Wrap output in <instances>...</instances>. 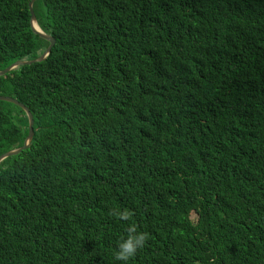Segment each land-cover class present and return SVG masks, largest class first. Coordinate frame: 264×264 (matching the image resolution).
<instances>
[{
  "label": "trees",
  "instance_id": "trees-1",
  "mask_svg": "<svg viewBox=\"0 0 264 264\" xmlns=\"http://www.w3.org/2000/svg\"><path fill=\"white\" fill-rule=\"evenodd\" d=\"M30 2L0 0V71L50 44ZM185 2L173 40L166 0L35 1L56 44L0 76L34 120L0 162V264H123L130 225L128 264H264V0ZM28 136L0 100V157Z\"/></svg>",
  "mask_w": 264,
  "mask_h": 264
},
{
  "label": "clouds",
  "instance_id": "clouds-1",
  "mask_svg": "<svg viewBox=\"0 0 264 264\" xmlns=\"http://www.w3.org/2000/svg\"><path fill=\"white\" fill-rule=\"evenodd\" d=\"M185 1L186 0H166V9H165L166 19L170 29V38H172L173 40L180 39V36L178 34V30L174 27L172 16L183 10L182 6L184 4H187ZM115 22H116V17L114 16V14H112L111 12H103L97 15L96 17H94L93 19H91L88 22L87 26L91 36H104L110 34L111 29L114 26ZM55 44H56V40H55ZM216 136L223 140H220L218 142L214 141L213 144L214 149L217 150L219 148V150L221 151L222 149L227 148L229 132L228 131L219 132ZM117 215H119L120 219L122 220H128L131 214L127 211H124L117 213ZM126 231H127V235L118 242L117 248L114 253L115 259L117 261L123 262V264H128V261H130L136 255L138 249H140L144 245L147 239L146 234L136 231L135 225H130Z\"/></svg>",
  "mask_w": 264,
  "mask_h": 264
},
{
  "label": "water",
  "instance_id": "water-1",
  "mask_svg": "<svg viewBox=\"0 0 264 264\" xmlns=\"http://www.w3.org/2000/svg\"><path fill=\"white\" fill-rule=\"evenodd\" d=\"M35 1L36 0H31V2L29 4V8H30V11H31V14H32V21H31L32 30L36 34H38L39 36H41L42 38L48 40L51 44L47 48V50L43 53V55L39 59H37L36 61H32V62H22V61H19V62H16L13 65L7 67L6 69L0 71V76L4 75L5 73H7V72H9V71H11V70H13V69L21 66V65L32 64L34 62H42L51 53L52 47L55 44V39L52 38V37H50V36H48V35H45L43 33V31L41 30V28H40V26H39V24L37 22V17L35 15V11H34V8H33V5H34ZM0 100H2V101H8L10 103H13V104L19 106L20 108H22L26 112V114L28 116V119H29V136L25 140L23 147H21V148H19L17 150H14V151H10V152L2 155L0 157V162H1L4 159H6L7 157H9V156H13V155L19 154L20 152L26 150L30 146L31 141H32V139L34 137V131H33L34 120H33V116L31 114L30 110L24 104L20 103L16 99H14V98H12L10 96H0Z\"/></svg>",
  "mask_w": 264,
  "mask_h": 264
},
{
  "label": "rangeland",
  "instance_id": "rangeland-1",
  "mask_svg": "<svg viewBox=\"0 0 264 264\" xmlns=\"http://www.w3.org/2000/svg\"><path fill=\"white\" fill-rule=\"evenodd\" d=\"M193 217H196V215L194 214Z\"/></svg>",
  "mask_w": 264,
  "mask_h": 264
}]
</instances>
